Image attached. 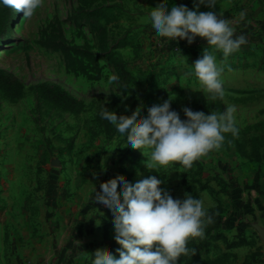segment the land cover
<instances>
[{"label":"rangeland","instance_id":"374dc122","mask_svg":"<svg viewBox=\"0 0 264 264\" xmlns=\"http://www.w3.org/2000/svg\"><path fill=\"white\" fill-rule=\"evenodd\" d=\"M166 2L96 0L83 6L79 0H43L31 18L15 11L8 36L0 41V67L23 82L27 92L10 100L0 91V228L8 222L7 242L21 236L26 225L41 241L63 244L69 264H81V257L101 251L118 256L121 246L114 239L113 219L102 208L104 217H98L95 188L99 194L117 179L134 184L156 175L174 198L188 193L202 198L213 217L205 235L190 240L195 247L191 258L264 264V0H216L214 8L200 5V11L231 19L236 34L247 38L227 58L215 53L224 68L225 96L214 102L189 75L191 63L208 47L207 40L197 36L191 44L185 39L168 41L156 36L148 23L155 8ZM197 3L170 0L168 7L183 4L195 9ZM80 9L99 17L105 36L88 18L73 15ZM61 32L70 58L53 46ZM117 56L136 78L128 87L115 67ZM41 82L63 86L84 101L86 109L75 114L49 104L32 89ZM171 96L182 119L184 106L207 114L235 106L238 136L226 134L221 148L191 168L174 162L161 172L149 170L143 152L126 148L100 113L107 107L117 119H130L143 108L146 116L148 107ZM10 254L11 246L6 249L11 260Z\"/></svg>","mask_w":264,"mask_h":264},{"label":"clouds","instance_id":"9594fccd","mask_svg":"<svg viewBox=\"0 0 264 264\" xmlns=\"http://www.w3.org/2000/svg\"><path fill=\"white\" fill-rule=\"evenodd\" d=\"M168 2L155 8L149 16L152 31L168 41L185 39L189 44L197 36L205 38L208 47L191 63L189 75L199 80L200 91L205 93L209 102L223 101L224 68L215 53L222 52L224 58L229 57L247 43L246 36L237 35L232 20L222 18V14L199 10L201 4L214 8L216 0H199L195 9L183 4H173L169 9ZM0 3L22 12L25 18H31L42 7L43 0H0ZM244 17L245 13L241 12L240 19ZM120 97L129 96L122 94ZM174 100L171 96L162 104L148 107L146 116L143 108H138L130 119H117L107 107L100 116L126 142V148L143 152L149 170L159 172L174 162L191 168L195 161L221 148L226 134L238 136L235 106L227 105L226 110H213L210 114L184 106L186 118L182 119L180 111L172 107ZM162 184L164 181L156 175L134 184L117 179L102 187L99 194L94 184L93 203L99 212L98 217H104L101 208L111 214L114 239L121 247L116 249L118 256L101 251L95 256L81 257V264L89 259L92 264H178L182 256L188 255L191 251L189 241L202 238L213 217L202 198L191 193L183 199L174 198ZM96 223L97 227L101 226L100 219Z\"/></svg>","mask_w":264,"mask_h":264},{"label":"trees","instance_id":"16d2710c","mask_svg":"<svg viewBox=\"0 0 264 264\" xmlns=\"http://www.w3.org/2000/svg\"><path fill=\"white\" fill-rule=\"evenodd\" d=\"M96 0H79L80 4L87 6ZM75 17L88 18L92 25L97 28L100 36L106 35V28L100 23L99 17L96 15H89L83 9L73 14ZM15 10L4 6L0 3V41L5 39L12 26ZM56 48H62L66 51L67 57L71 56V49L65 43L64 36L61 32L60 40L53 44ZM114 64L118 71V75L123 86H130L131 81H135V76L127 69L126 62L117 56L114 58ZM34 92L46 100L49 104L72 113H80L86 109L84 101L72 94L68 89L54 82H41L32 87ZM0 91L10 100H18L23 98L27 92L26 86L23 82L19 81L11 72L0 67ZM218 226V224H215ZM190 253L182 256L178 264H217V261H206L196 258H191L190 255L194 250V243L189 241Z\"/></svg>","mask_w":264,"mask_h":264},{"label":"crops","instance_id":"0c3cea01","mask_svg":"<svg viewBox=\"0 0 264 264\" xmlns=\"http://www.w3.org/2000/svg\"><path fill=\"white\" fill-rule=\"evenodd\" d=\"M7 223L5 222L0 228V264H69L63 257V249H61L63 244L59 243L55 246L41 241L34 235L35 231L32 226L24 225L22 235L12 236L7 242L5 240V233L9 227ZM17 228L20 226L17 225ZM10 246L11 260L6 257V249ZM59 250H61V255L58 253Z\"/></svg>","mask_w":264,"mask_h":264}]
</instances>
